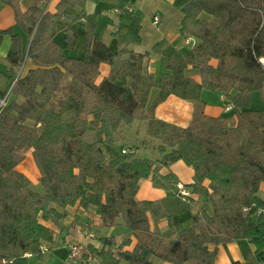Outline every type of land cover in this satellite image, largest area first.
Returning <instances> with one entry per match:
<instances>
[{
  "label": "trees",
  "instance_id": "1",
  "mask_svg": "<svg viewBox=\"0 0 264 264\" xmlns=\"http://www.w3.org/2000/svg\"><path fill=\"white\" fill-rule=\"evenodd\" d=\"M99 1L58 0L50 13L36 5L22 12L17 0H0L28 40L24 53L20 37L4 31L11 35L6 61L18 70L26 56L31 65L0 108V264L41 257L74 206L92 209L98 221V229L91 219L76 225L87 240L85 259L97 264H216L217 246L239 240L253 252L232 264H264V110L250 109L254 94L264 100V0H183L178 32L195 43L180 52L160 40L144 53L129 48L144 44L138 32L115 35L116 52L97 39L98 17L84 7ZM76 21L85 26L78 59L63 55L77 43ZM61 31L64 47L54 41ZM151 55L163 58L157 76L146 67ZM103 64L108 72L98 82ZM203 91L224 95L233 113L207 116ZM4 95L0 90V100ZM170 95L193 105L185 128L154 115ZM136 122L146 124L141 145L154 141L155 159L122 154L137 152L126 138ZM30 150L42 192L17 170ZM177 161L193 171L192 184L182 187L203 204L185 228L164 236L150 230L148 217L173 230V216L190 201L181 199L173 173H160ZM142 179L163 190L165 200H137ZM120 227L126 232L105 234Z\"/></svg>",
  "mask_w": 264,
  "mask_h": 264
},
{
  "label": "crops",
  "instance_id": "2",
  "mask_svg": "<svg viewBox=\"0 0 264 264\" xmlns=\"http://www.w3.org/2000/svg\"><path fill=\"white\" fill-rule=\"evenodd\" d=\"M17 1L19 9L22 12H24L28 6L36 5L44 11L54 13L58 3V0ZM182 3L183 0H100L96 3L87 2L84 10L87 14L96 15L98 17L97 25L95 27V35L97 39L112 52L117 51L115 35L121 34L125 31H131L134 33L138 32L144 37L143 45L129 46L134 52L144 53L149 51L151 46L160 40H165L172 47L182 52L195 43V40L192 38L187 40L183 39L178 32L179 11ZM115 10H120L122 14L115 13ZM70 11L74 15L77 14V10L70 9ZM155 18L158 19L157 24H154ZM8 29H11L13 34L20 37L22 48L25 53L28 40L17 26L12 8L0 3V90L2 92L4 91L3 87L10 82L11 77L16 74V69L12 68L6 61V56L11 45V35L4 33V31ZM71 29L78 35L77 43L73 50H63V55L68 58L78 59L84 54L85 26L82 21H76L71 24ZM64 37L65 33L64 31H61L55 36L54 41L59 46L64 47ZM211 63L215 64L214 61ZM27 67H31L29 62H27ZM146 67L148 72L157 76L164 71L163 58L151 55L147 61ZM107 72V65H101L100 75L97 81L99 82L105 77ZM185 74L194 81L198 83L200 82V77L197 71L187 68ZM205 92L208 91H203L202 98L206 104L205 114L207 116L224 117L233 113V110L225 112V107L229 102L225 99L224 95L210 92L208 93L209 95H206L208 99L205 100ZM192 109V103L170 95L163 103L155 108L154 115L159 120L185 128L190 123ZM126 138L128 143L137 147L136 154L139 153V149L141 148L144 152L147 151L140 157L149 159L156 158L155 145L152 143L150 144V142L147 146L141 145V142L147 139L145 123H143V125L139 122L134 123L133 126L127 130ZM26 161L29 165L28 169L25 167ZM17 170L29 179L32 186L37 187L39 185V172L33 162L31 150L26 154V159L17 166ZM168 172L173 173L177 177L179 185L187 186L192 184L193 171L182 161L169 163L166 167H162L160 170L161 174H167ZM208 184V181L203 182L205 188H207ZM259 195L264 197V183H261L259 186ZM165 197L164 191L153 188L149 179H142L139 181L136 194L137 200L161 202L165 200ZM202 204V197L198 194L191 193L187 211L175 215L172 218L173 230L169 229L166 220H161L155 224L151 218L148 217L150 230L153 231L157 228L164 236L169 235L172 231L178 232L180 229H183L188 225L190 216L193 215ZM93 212L92 209L84 211L77 206L68 210V218L54 226L55 236L52 243L48 244V257L42 259V264H73L69 261L67 256L68 243L85 241L83 236L77 231V226H79L80 223L82 224L86 220L91 219V225L97 228L99 224ZM99 232L104 233L101 229H99ZM105 232V234L111 235L126 232V230L125 228L120 227L109 229ZM252 252L253 247L246 240L220 244L217 246L215 263L232 264L235 261H242L245 255ZM91 263L97 264L96 261H91Z\"/></svg>",
  "mask_w": 264,
  "mask_h": 264
},
{
  "label": "built area",
  "instance_id": "3",
  "mask_svg": "<svg viewBox=\"0 0 264 264\" xmlns=\"http://www.w3.org/2000/svg\"><path fill=\"white\" fill-rule=\"evenodd\" d=\"M115 13L117 14H122V12L120 10H115ZM158 23V19L155 18L154 19V24H157ZM26 56L23 60V63L21 64V66L18 68V70L16 71V74H15V78H14V81H13V84L12 86L14 85L15 81L23 74V72L25 71V64H26ZM262 65H264V62H262ZM12 88V87H11ZM11 90V89H10ZM10 90L9 92L4 95V97L0 100V108L5 106L6 103H7V100L9 98V93H10ZM233 110V107L231 104H228L226 105L225 107V112H230ZM122 154H126V155H135L136 154V151L133 150V149H124L121 151ZM178 189H179V194L181 196V199L184 201L185 198L189 197L190 194L189 192L184 189L181 185L178 186ZM88 238H91V236H87ZM87 240L83 241V242H69L68 243V259L71 263L73 264H80L82 262H85L87 261L88 263L90 261H92L91 257L90 256H87L86 259H85V244H86ZM48 252V249L46 247H43L41 249V253L42 255L44 253H47Z\"/></svg>",
  "mask_w": 264,
  "mask_h": 264
},
{
  "label": "rangeland",
  "instance_id": "4",
  "mask_svg": "<svg viewBox=\"0 0 264 264\" xmlns=\"http://www.w3.org/2000/svg\"><path fill=\"white\" fill-rule=\"evenodd\" d=\"M27 62V61H26ZM25 68H26V64H25ZM17 71V70H16ZM14 78H15V74L13 75V77L10 79V82H8L4 87H3V92L5 93V95L9 92V90L11 89L12 87V84H13V81H14ZM208 93L210 92H205V95H204V99L207 100L208 97L206 95H209ZM250 109L251 110H264V100H260L259 96L256 94L253 96V100H251V104H250ZM143 125V123H142ZM153 145L155 144V142L153 141L152 142ZM147 151H143L142 148L139 149V153L136 154L137 156H141L143 153H146ZM152 154V153H151ZM26 159V157H25ZM25 167L28 169L29 168V165L26 161L25 163ZM33 189L35 190H38L40 192H42V188L40 185H38L37 187H34L33 186ZM44 246L47 248L48 247V244H44ZM45 255H42L43 257H39L38 255H32L29 257V263L30 264H42V259L45 258V257H48V252L47 253H44ZM88 264H93L91 263V261L88 263Z\"/></svg>",
  "mask_w": 264,
  "mask_h": 264
}]
</instances>
